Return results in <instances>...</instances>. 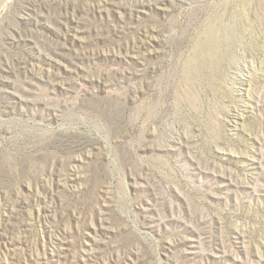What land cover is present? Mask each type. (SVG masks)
Returning a JSON list of instances; mask_svg holds the SVG:
<instances>
[{
    "label": "rangeland",
    "instance_id": "obj_1",
    "mask_svg": "<svg viewBox=\"0 0 264 264\" xmlns=\"http://www.w3.org/2000/svg\"><path fill=\"white\" fill-rule=\"evenodd\" d=\"M0 264H264V0H0Z\"/></svg>",
    "mask_w": 264,
    "mask_h": 264
}]
</instances>
